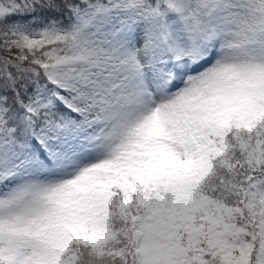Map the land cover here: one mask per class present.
Returning <instances> with one entry per match:
<instances>
[{"label":"snow or ice","instance_id":"1","mask_svg":"<svg viewBox=\"0 0 264 264\" xmlns=\"http://www.w3.org/2000/svg\"><path fill=\"white\" fill-rule=\"evenodd\" d=\"M0 264H264V0H0Z\"/></svg>","mask_w":264,"mask_h":264}]
</instances>
